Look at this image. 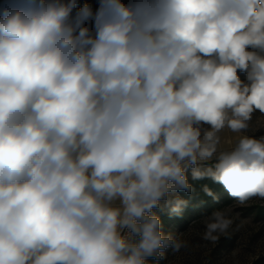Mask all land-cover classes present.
Returning a JSON list of instances; mask_svg holds the SVG:
<instances>
[{"label": "clouds", "instance_id": "9594fccd", "mask_svg": "<svg viewBox=\"0 0 264 264\" xmlns=\"http://www.w3.org/2000/svg\"><path fill=\"white\" fill-rule=\"evenodd\" d=\"M257 113L264 0H0V264H161L194 182L264 200Z\"/></svg>", "mask_w": 264, "mask_h": 264}, {"label": "rangeland", "instance_id": "374dc122", "mask_svg": "<svg viewBox=\"0 0 264 264\" xmlns=\"http://www.w3.org/2000/svg\"><path fill=\"white\" fill-rule=\"evenodd\" d=\"M240 75L243 79L244 74ZM258 122H264V117L257 113L247 134H264ZM194 185L192 196H185L189 204L183 215L162 217L164 230L187 241L188 246L175 253L169 249L161 264H264V200L254 198L246 206H239L221 185L210 180L194 182ZM204 185L216 194L218 201L204 194ZM221 208L233 210L232 228L215 243L203 240L205 217ZM241 223L243 226L237 230L236 225Z\"/></svg>", "mask_w": 264, "mask_h": 264}]
</instances>
